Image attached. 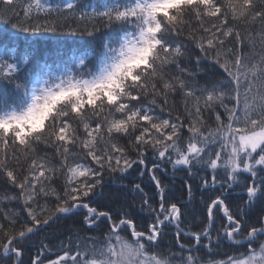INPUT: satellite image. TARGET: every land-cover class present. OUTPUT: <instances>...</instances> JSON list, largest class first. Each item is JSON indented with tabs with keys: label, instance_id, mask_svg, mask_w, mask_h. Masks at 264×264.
Returning a JSON list of instances; mask_svg holds the SVG:
<instances>
[{
	"label": "snow or ice",
	"instance_id": "snow-or-ice-1",
	"mask_svg": "<svg viewBox=\"0 0 264 264\" xmlns=\"http://www.w3.org/2000/svg\"><path fill=\"white\" fill-rule=\"evenodd\" d=\"M0 264H264V0H0Z\"/></svg>",
	"mask_w": 264,
	"mask_h": 264
},
{
	"label": "trees",
	"instance_id": "trees-1",
	"mask_svg": "<svg viewBox=\"0 0 264 264\" xmlns=\"http://www.w3.org/2000/svg\"><path fill=\"white\" fill-rule=\"evenodd\" d=\"M184 177H185L184 172H177L176 175L173 177L171 173V169L169 170V173L164 177L165 182L169 185V187L172 189V192L177 197H181V193L183 191ZM105 180L107 183L104 189L105 197L102 200L103 204L110 205L113 208H115L120 201H124V200H127L129 202L135 201L137 205L140 203V197L138 195H133L132 193L128 192L126 188L121 187V185L140 182L135 172H133L131 176L128 177V179H125L123 181L110 179V177L107 175L105 176ZM143 182L145 185H147V190H151L152 186L150 181L148 180L147 175L143 178ZM193 191L196 199L193 202V204L189 205V210L191 211L193 207H195L198 213L199 211L198 201L200 200L201 193L198 190L197 183L195 182L193 184ZM237 191H239V189H237ZM182 198L186 199V196ZM81 218L82 216L79 214L75 217H69L67 219L61 218L59 221H57L56 224L52 225V227L47 230V233H41L40 237H43L44 235H48L50 239L56 237L57 239L55 242L57 243L59 240H66L67 236L70 234L69 233L70 228H74L77 230L79 229L80 225L78 224V221ZM104 230H105V226L101 224L98 229H96L93 233L90 234L103 237ZM172 231H175V229H172ZM82 234H89V233L85 232ZM40 237H34L33 239L38 242ZM168 240H171V237H167L166 242ZM33 251H35V249H33Z\"/></svg>",
	"mask_w": 264,
	"mask_h": 264
},
{
	"label": "clouds",
	"instance_id": "clouds-1",
	"mask_svg": "<svg viewBox=\"0 0 264 264\" xmlns=\"http://www.w3.org/2000/svg\"><path fill=\"white\" fill-rule=\"evenodd\" d=\"M163 7V6H162ZM37 123H39V122H37Z\"/></svg>",
	"mask_w": 264,
	"mask_h": 264
}]
</instances>
